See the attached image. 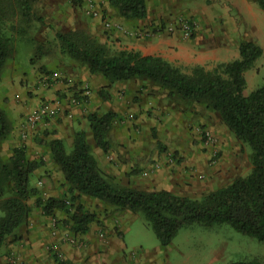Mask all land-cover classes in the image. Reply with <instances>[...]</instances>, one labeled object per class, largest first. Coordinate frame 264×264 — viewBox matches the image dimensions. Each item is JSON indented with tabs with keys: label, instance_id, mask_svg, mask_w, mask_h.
I'll list each match as a JSON object with an SVG mask.
<instances>
[{
	"label": "rangeland",
	"instance_id": "obj_1",
	"mask_svg": "<svg viewBox=\"0 0 264 264\" xmlns=\"http://www.w3.org/2000/svg\"><path fill=\"white\" fill-rule=\"evenodd\" d=\"M248 1L257 4L256 6H258L257 8L260 14V18L256 17L253 20L258 30L253 31L252 28H249L248 35L254 39L253 42L263 49V54L255 62L254 66L245 73L247 95L264 84V14L257 0ZM179 2L182 4V8L177 10L175 14L169 15L170 18L167 20L161 19L158 26L153 28L154 31L131 27V22L137 20L126 21L122 19L118 12L109 6L107 0H91V2H89V0H33V12L36 17L41 18V21L34 19L31 23H27L20 19L19 15H16L13 19H6L4 21L5 33L12 39L13 53L7 60L6 66L0 75V105L2 103L9 104L13 100H17L16 103L18 105L21 104L22 108L28 110V99L36 97L33 92L38 90V86H35V83L39 81L37 77L38 74L41 73L43 75V72L51 70L49 69L51 65L60 68L63 64L68 70H88L86 65L74 59L62 49L61 42L57 36L58 33L67 34L74 32L80 33L82 36L87 35V37H90L105 47L109 54L115 55L121 51H135L129 47L128 43L131 42L130 39H150L156 36L158 32L171 35L179 31L184 41L188 43L192 42L188 45L194 48L196 51L195 58H198V60L186 58L184 60L185 63L182 65L171 64L187 73L195 66H202L207 70H212L219 64L237 59L239 56L238 43L224 44L222 46L223 50H229L221 51L218 49L221 46L215 44L213 40L219 36L225 40V34L227 31L230 32V18L234 14V11L231 10V8L234 9L233 5L228 3L230 7L227 9V6L220 5L217 8H213V2H211V0H179ZM89 4L94 5L99 10L97 16L89 13ZM9 6L7 5V7ZM210 14L216 17L217 24L215 28L209 22ZM223 14H226V17L225 15L223 16ZM172 17H175V19L170 20ZM106 21L120 28L119 31H116L117 34L121 35L120 37L109 35L111 32L105 28ZM185 23L193 27V31L190 34H185L181 31V25ZM226 23H228V25ZM168 26L173 27V31H167L166 28ZM146 32L152 33L150 36H143L142 34ZM59 76L57 77L62 81L68 78L63 74ZM127 82H133L142 88H147V90L152 87L154 89L157 88V94L164 96L176 107L187 110L194 105L196 106L198 115L208 114L213 121V126L199 123L197 126L195 125L196 127L186 128L185 125L182 126L181 123L179 124V118H177V131L174 132L182 133L188 131L189 137L195 138L193 144L201 145L200 156L204 157V160H200V163L197 162L195 165H192L189 161L182 162V159L185 161L186 158L180 157L179 159L172 151L171 146L166 143L170 141L176 143L178 146L183 145L179 137H175L173 140L164 138L163 144L159 145L155 137H160V135L163 134V128L160 131V127L154 123L149 126H143V129H148V134L152 138L151 149L153 153L161 152V150L164 149L163 152L166 155V159L163 163L164 165H176L185 170L191 169V172H194L192 176L194 181L189 183L185 189L181 188L178 190V193L175 192V194L188 196L193 199H202L211 191L229 185L237 177H245L251 173L252 163L250 159V147L237 139L235 134L225 125L218 113L207 109L205 104L185 102L179 97H172L166 90L147 80L137 79ZM78 83L80 84V82ZM113 85L115 84H111L109 87ZM88 87L90 88V86ZM101 89L100 96L108 92V89ZM109 94L107 97H109ZM149 94H155L154 90ZM119 96L120 91L117 92V97ZM135 99L140 98L134 97L133 100ZM135 103H138V101ZM112 104L113 102L110 100L109 105ZM183 104L186 106L183 107ZM2 109L6 111L8 117L13 121L14 131L9 138L2 142L0 146V159L4 162H8L14 154V148L24 147L29 159L38 165L32 175L31 186L39 192V197L44 200L53 197L49 193V190L55 187V185H52V182H54L53 179H57L61 187H63L65 191H68V186L64 181L62 172L52 161V158H50V161H47L41 154L35 153L36 147L33 148L30 146L32 142L35 146L42 145L48 149V141L44 137H41L38 139L40 140L38 142L36 140V134L33 132L30 133V140H32L30 143L27 142L29 138H22L24 132L28 130L26 119L28 115L37 110V108L30 111L28 114L23 111L20 113V117L15 119L10 117L12 113L8 114L5 108ZM108 113L115 115L104 139L107 142V147H109L108 150L115 148L118 142V140L115 139L117 138L116 134L118 129L127 130L124 127L137 119L136 114L127 115L125 116L126 118H124L111 108L104 109L101 113L98 111L88 112L86 115L87 122L84 124L81 121L76 124L74 135L79 131H84L88 136L90 131L93 132L89 118L93 115L101 117ZM147 113L149 117H151L153 112L148 111ZM22 118H25V121H23L24 123L21 121L18 126L17 121L19 122V119ZM158 120L161 122L160 118H158ZM131 126L135 129L136 126L140 125H135L134 123ZM31 130L32 129H30V131ZM207 131L210 134V140L206 135ZM165 132L167 133L168 131L165 129ZM42 133L43 136L48 137L50 131L47 128H43ZM90 144L96 156L99 146L96 144L94 138L90 139ZM33 149L35 151H33ZM101 149L104 151L103 148ZM66 150L67 153H71L73 146L66 144ZM186 163H188V165ZM149 165H152L149 169L147 167L143 169L132 168V171L130 170L131 172L129 173L132 175H127L128 172H126V175L123 173L124 175L120 176L119 174H109L105 172L104 169L102 170L116 184L133 186L151 191L157 187L154 186L152 189H148L151 186L143 184H147L150 180V174L160 168L161 161L160 159L156 160L155 158L154 160L150 158ZM138 183L142 185H138ZM73 198L76 197L70 196L68 198H62V200L68 201L69 206H71L73 203L72 201H74ZM37 199V197L31 198L29 204L32 207V211L41 213V209L37 204ZM87 206L99 209L101 217L103 216L101 219L100 216L95 213L96 221L93 222L92 225H99L97 227L98 230H95L96 235L99 238L107 240V242L108 237L113 235L121 245L125 244V252L123 254L124 264H233L241 260L258 259L264 261V243L258 241L256 238L249 237L236 231L228 224L207 227L196 223L186 226L179 231L170 246L162 247L154 230L141 213L133 214L103 203L96 205L94 201L88 203ZM3 216L4 211L0 208V218ZM32 216H34L33 213H31V217ZM66 220L67 215L63 214L62 220L55 221L56 226L53 225L54 222L52 221V230H49L48 235H52L53 237L54 231H58L57 233L61 236L70 232V227L64 223ZM120 220L125 223H120ZM107 222H112L111 232L108 231L107 225H105ZM58 224L62 225V230L58 229ZM53 227L57 230H53ZM28 241L23 235L18 233L15 236H11L0 252V264H20L21 262L23 264H29L27 262L29 259L27 260L24 252L28 246ZM50 245L51 244H46L45 246L46 256L42 257L45 261L41 262V264H67L65 258L63 259L61 255L50 250ZM86 246H88L87 241L84 247Z\"/></svg>",
	"mask_w": 264,
	"mask_h": 264
},
{
	"label": "trees",
	"instance_id": "obj_2",
	"mask_svg": "<svg viewBox=\"0 0 264 264\" xmlns=\"http://www.w3.org/2000/svg\"><path fill=\"white\" fill-rule=\"evenodd\" d=\"M126 21L144 20L148 15L147 0H107ZM33 0H0V75L13 53L12 39L5 33V20L16 15L27 23L36 17ZM264 13V0H257ZM7 5L9 7H7ZM62 49L87 66L92 75L105 78L109 84L131 80H147L166 90L170 96L185 102L205 104L220 115L238 140L251 150V173L237 177L227 186L211 191L202 199L177 195L167 190H143L116 184L106 175L94 155L84 131L74 136L73 150L67 153L61 139L48 143L52 161L60 168L71 197L86 195L110 207L141 213L152 227L162 247L171 245L179 231L192 224H228L236 231L264 243V84L246 94L245 73L262 56L263 49L253 41L239 45V58L219 64L212 70L195 66L189 73L162 57L143 56L136 51L111 55L107 49L80 33H58ZM45 73H49L45 72ZM72 97L81 99V91ZM70 99V98H69ZM115 114L93 115L89 118L96 144L108 150L104 137ZM14 131L13 121L0 107V146ZM161 145V143H159ZM8 162L0 159V252L11 236L28 224L31 198L47 216L60 210L72 234L84 236L96 221V215L85 210L76 198L69 206L66 200L42 199L32 188L31 178L38 165L31 161L24 147L14 148ZM233 264H264L258 259Z\"/></svg>",
	"mask_w": 264,
	"mask_h": 264
},
{
	"label": "crops",
	"instance_id": "obj_3",
	"mask_svg": "<svg viewBox=\"0 0 264 264\" xmlns=\"http://www.w3.org/2000/svg\"><path fill=\"white\" fill-rule=\"evenodd\" d=\"M211 2H213V8H217L220 5L227 6L228 9L230 7L228 3L234 7V9L231 8L234 14L230 18V32L227 31L225 34V40H223L221 36L213 39L215 44L221 46L218 48L219 50L228 51L229 49L223 50L222 48V46L227 43H238L240 45L244 40L254 41V39L248 35V29L252 28L253 31L258 30L257 25L253 23L254 18H260L258 6H256L257 4H253L248 0H211ZM147 6V17L144 20L131 22V27L154 30L153 28L158 26L161 19L167 20L170 18L169 15L175 14L177 10L182 8V4H180L179 0H147ZM224 15L226 17V14H223V16ZM174 19L175 17H172L170 20ZM209 22L215 28L217 24L216 17L210 14ZM226 24L228 25V23ZM110 34L116 35L117 37L121 36L115 31L109 33V35ZM130 40L131 42L128 43L129 47L135 51L141 52L144 56H159L170 63L178 65L185 63L184 60L186 58L198 60V58H195L196 51L192 46L188 45L192 42L188 43L184 41L179 31L171 35L158 32L156 36L150 39ZM214 49L217 50L216 48ZM237 58H239V56ZM50 67L49 69L51 70H49L48 74L45 72H43V75L41 73L38 74L37 77L39 81L35 83V86H38V90L33 92L37 98L28 99V110L22 108L21 104L18 105L16 103L17 100H13L9 104L2 103L0 105L8 111V114L12 113L10 117L15 119L20 117L21 112L25 111V113L28 114L45 102H53L57 99L62 100L64 112L58 117L46 119L44 122L38 124L36 128L31 131L29 130L28 143L32 141L30 140V133L33 132L36 134L35 136L38 142L40 141L38 140L39 138L44 137L48 141L47 143L54 139H61L64 141L65 145L70 144L73 146L76 124L81 121L85 124L87 122L86 115L88 112L98 111L101 113L104 109L111 108L124 118H126L125 116L127 115L136 114L137 119L133 122L135 125L137 124L140 126H136L134 129L131 126L134 123L130 122L124 127L127 130L118 129L116 134L117 138L115 139H117L119 143L117 142L115 148L107 150L108 152H104L98 147L96 158L100 167L104 169L105 172L115 175L119 174L120 176L126 175V172H128L127 175H132L129 174L132 168L143 169L147 167L149 169L153 165H149V159L152 158L155 160L156 158V160L160 159L161 165L159 169H156L154 173L150 174L151 176L148 183L143 184L151 186L148 189H152L156 186L157 188L154 190H167L178 193V190L181 188L185 189L189 183L194 181L192 178L194 172H191V169L185 170L176 165L166 166L163 164L166 159V155L163 152L164 149L161 150V152L153 153L151 149L152 138L148 134V129H143V126H149L154 123L160 127V131L163 128V134L160 135V137H155L157 144H163L164 138L173 140V138L179 137L183 145L178 146L176 143L170 141L166 143L171 146L172 151L179 159L180 157L186 158L185 161L182 159V162L189 161L192 165H195L197 162L200 163V160H204V157L200 156L201 145L193 144L195 138L189 137L188 131L182 133L174 132L177 131V118H179V124L181 123L182 126L185 125L186 128L196 127L199 123L213 126V121L208 114L198 115L196 106L194 105L187 110L176 107L164 96L157 94V88L154 89L152 87L155 94H149L153 91L152 88L147 90V88H142L133 82L116 83L112 87H109L110 84L105 78L102 76H93L87 69L84 71L68 70L63 64L60 68L53 65ZM55 74L56 76L63 74L68 78L62 81L61 79L59 80L60 76L56 77ZM44 76H54L57 79H53L49 85H46L43 79ZM78 82H80V84ZM81 84L90 86L92 90L91 96L83 105L73 106L69 103V98L72 97L76 87L77 91L78 88L80 89ZM101 88L105 90L108 89V92L100 96ZM118 91H120V96L122 97H117ZM108 94L109 97H107ZM132 97H139L140 99H135L138 103H135L136 101L133 100ZM110 100L113 102L112 105H109ZM182 106L184 107L186 105L183 104ZM148 111L153 112L151 117H149ZM70 114L72 115L71 117ZM158 118H160L161 122H159ZM21 121H25V118L19 119V122L17 121L18 126ZM43 128L49 129L50 134L48 137L43 136ZM165 129L168 131L167 133ZM87 138L90 142V139L94 138L93 132L90 131ZM30 146L33 148L36 147L35 153L41 154L47 161H50V158H52L49 148L47 149L42 145L35 146L32 142ZM33 151L35 150L33 149ZM186 164L188 165V163ZM53 181L52 185H55V187L49 190L51 196L59 199L71 196L69 191H65L63 187H61L57 179H53ZM138 185L142 184L138 183ZM74 196L76 197V201H78L77 203L84 205L85 210H89L94 214L96 213L101 219L103 218V216L101 217L99 209L87 206L91 201L96 202V205H99L101 202L82 194H74ZM32 213L34 216L30 217L28 224L17 232L23 235L27 241L29 240L28 246L24 251L27 260L29 259L27 261L29 264H41V262H44L45 260H43L42 257L46 256L45 246L46 244L53 243H59L60 255L63 259H66L67 264H124L123 254L125 252V244L121 245L113 235L108 237V242L105 239L99 238L95 232L96 229L98 230L97 227L99 225H91L90 231L83 236L84 241L88 242V246L79 249L67 242L64 238V234L63 236L58 234V236L53 237L52 235H48L49 230H52L51 222L55 219L62 220L64 214L62 211H56L54 216H47L42 210L41 213L38 211H32ZM120 223L125 222L120 220ZM105 225H107L108 231L111 232L112 222H107ZM57 227L59 230L63 228L60 224H58Z\"/></svg>",
	"mask_w": 264,
	"mask_h": 264
},
{
	"label": "built area",
	"instance_id": "obj_4",
	"mask_svg": "<svg viewBox=\"0 0 264 264\" xmlns=\"http://www.w3.org/2000/svg\"><path fill=\"white\" fill-rule=\"evenodd\" d=\"M89 2H91V0H89ZM90 5V9H89V13L93 14L94 16H97L99 13V10L92 4ZM105 28L106 30L110 31V32H116L119 31L120 28H117L116 26H114L112 23L106 21L105 22ZM167 31H173V27L168 26ZM193 27L190 24H183L181 25V31L182 33L185 34H190L193 30ZM152 32H146L144 34H142L143 36H150ZM138 35V34H136ZM56 76V74H55ZM57 77V76H56ZM45 84L49 85V83L51 81H53V79H57L54 76H44L43 77ZM79 89V88H78ZM78 91H81V99L77 98V97H71L69 99V103L73 106H81L85 103V101L90 98L91 96V90L88 86L86 85H82L80 86V89ZM62 112H64V108H63V104H62V100L57 99L53 102H45L43 104H41V106L39 108H37V110L33 111L31 114L28 115V118L26 119V125H27V132H24V134L22 135L23 139L28 138V131L30 129H34L38 126V124L44 122L46 119L49 118H55L58 117ZM72 115L70 114V117ZM206 135L208 136L209 140H210V134L207 131ZM56 220H54L53 225L56 226ZM53 230H57L56 228L53 227ZM58 231H54V236H58L59 233H57ZM64 238L66 239L67 242H69L71 245L78 247V248H83L85 246V241L83 236H79V235H75L72 234L71 232H68L64 235ZM50 250L54 253H58L60 255V246L59 243H53L50 245ZM20 264H23L22 262Z\"/></svg>",
	"mask_w": 264,
	"mask_h": 264
}]
</instances>
